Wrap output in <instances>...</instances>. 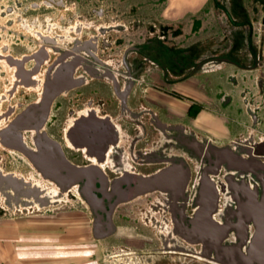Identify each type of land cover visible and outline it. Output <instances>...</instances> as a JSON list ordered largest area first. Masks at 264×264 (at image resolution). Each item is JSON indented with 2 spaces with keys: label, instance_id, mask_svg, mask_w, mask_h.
I'll return each instance as SVG.
<instances>
[{
  "label": "rangeland",
  "instance_id": "obj_1",
  "mask_svg": "<svg viewBox=\"0 0 264 264\" xmlns=\"http://www.w3.org/2000/svg\"><path fill=\"white\" fill-rule=\"evenodd\" d=\"M226 3L228 10L232 11L231 0H226ZM149 7L152 6L148 0H0V53L20 56L34 51L40 43L35 31L50 35L64 33L68 26L79 21L84 25L81 34L86 37L96 33L101 24L118 23L120 28L108 29L99 37V54L114 63L117 71H122L121 54L129 45L143 49L147 39L159 34L164 35L163 39L171 47L179 46L174 36L181 29L176 25L161 26L156 23L153 16L145 15L144 11ZM237 16L243 22L242 30L233 28L232 21ZM223 21L227 28L224 39L206 40L201 51L193 50L194 55L181 60L197 65L217 57H226L235 63L210 62L198 70L186 69L168 77L159 67L146 63L136 76L129 105L135 109L150 107L163 120L183 123L217 145L239 139L264 141L263 29L260 23L256 24L255 40L252 37L251 19L245 11L226 13ZM144 50L153 60L160 59L151 49L145 47ZM138 56H141V52L134 53L132 58ZM2 62L5 61L0 60V113L10 103L21 105L18 107L20 110L37 97L38 90L20 87L12 99H2L12 85L14 69ZM167 63L171 65L173 62L168 60ZM179 80L187 83L175 84ZM219 81V84L216 83ZM224 83L227 87H224ZM204 85H207L205 89ZM202 91L206 93L203 99L199 95ZM169 96L175 103H167ZM176 98L183 100L179 103L181 114L178 118L171 117L168 110L178 105ZM89 99L98 103L102 112L117 117L126 136L137 131V125L118 118V98L111 84L104 80H91L57 99L47 124L49 132L61 138L68 121ZM190 99L199 101L190 104L186 113L182 109L190 103ZM201 110L207 111L210 117L202 121L198 114ZM144 118L147 119L146 114ZM0 123L3 124V120ZM191 123H196V128ZM145 126L147 137L154 138L157 131L150 123L146 122ZM146 143L145 140L139 146ZM189 162L192 168L191 190L197 172L196 163L191 159ZM160 165H137V170L147 174ZM0 166L25 175L32 172L29 167L32 165L24 155L2 144ZM34 174L37 180L44 182L37 173ZM45 183L53 185L47 181ZM188 210L191 212V207ZM164 216H169V212L163 210L158 192L148 193L118 205L114 212L115 232L104 238H96L92 233L93 213L75 190L69 191L53 205L20 211L9 207L0 197V264L217 263L196 253L160 249L159 232ZM195 247L200 249L199 244Z\"/></svg>",
  "mask_w": 264,
  "mask_h": 264
},
{
  "label": "water",
  "instance_id": "obj_2",
  "mask_svg": "<svg viewBox=\"0 0 264 264\" xmlns=\"http://www.w3.org/2000/svg\"><path fill=\"white\" fill-rule=\"evenodd\" d=\"M83 23L77 22L65 35L44 34L35 31L40 42V55L46 58L48 50L45 43L57 44L58 39H68L74 42L72 48L60 51L51 65L48 66L45 81L27 80L26 85L35 89L42 88L40 98L29 103L7 120V111L0 113V120L5 123L0 127V143L26 156L39 170L44 179H49L57 186H48L35 178H24L13 173L4 174L0 171V197L11 208L20 211L29 208H42L60 202L69 192L72 185L75 191L85 200L93 213L92 233L96 238H104L116 230L114 212L118 205L129 202L148 193L158 192L159 202L163 210L169 212L164 216L159 232L162 241L160 249H171L196 253L219 264H264V194L261 201L256 200L252 209L246 210L239 206V211L232 210L228 215L219 218L218 189L211 174L216 173L221 166L230 169L251 171L264 174V159L252 153V147L240 145V142L251 141L255 150L264 152V141L252 139L233 140L224 145H212L209 142L207 152L208 165L199 176V186L192 203V212L188 213V187L191 169L186 160L180 158H164L167 161L159 169L148 173L125 171L110 179L98 164L75 166L64 156L60 144L53 140L44 129L50 105L54 97L68 88L84 83L86 76L74 77L78 66L93 77L107 78L114 84L117 95L122 100V107L127 108L126 97L134 81L129 79L127 85L120 89L116 73L108 67H94L86 64L81 55L84 48L91 46L90 54L101 65L108 64L96 54L98 38L108 29H116L118 23L101 24L97 34L87 40L80 39ZM70 31L76 33L70 35ZM52 49L59 48L52 45ZM135 46H128L122 55V62L130 70L126 60L127 54ZM71 59L67 60V57ZM24 56L17 59L11 55L0 53V60L10 67L21 66ZM230 62L228 58L217 57L212 62ZM32 70L24 71L30 74ZM129 73H131L129 71ZM9 87V93L15 88L16 81ZM158 125L166 126L156 114ZM27 131L34 132L36 149L30 148L25 141ZM66 137L76 147L83 149L89 156L102 158L109 144L115 146L120 138V128L109 115L100 116L96 110H88L74 118L66 131ZM213 153V154H212ZM247 154V155H246ZM58 161V165L52 162ZM264 186V181H263ZM244 209H241V208ZM237 220L234 221V216ZM253 226V230L250 229ZM183 242L189 247H184ZM200 249L196 250L195 245Z\"/></svg>",
  "mask_w": 264,
  "mask_h": 264
},
{
  "label": "flooded vegetation",
  "instance_id": "obj_3",
  "mask_svg": "<svg viewBox=\"0 0 264 264\" xmlns=\"http://www.w3.org/2000/svg\"><path fill=\"white\" fill-rule=\"evenodd\" d=\"M74 26H76V24L72 26H68L67 29H65L64 33H56V34L65 35L66 32L71 27H74ZM83 27L84 25H82L81 27L80 39L87 40L92 35L97 34V32L94 34L91 33L87 35L86 37H83L81 34ZM56 34H53V35H56ZM70 35L75 36L76 33L74 31H70ZM41 44L42 43L40 42L34 51H31L30 53L22 54L20 56L14 55V54H4V55H11L12 57L17 58V59H22L24 56H27V55L31 57L29 59H24L22 61L21 66H12V67L9 66L10 68H14L13 69V80L16 81V85H15V88L12 90V93L10 94L8 90L7 93H5L1 97L2 99L7 98V97H11L12 99L13 95L16 93V91L20 87H26L28 89H35L30 86L28 87L25 82H27V80L33 79V80H38V83L39 82L43 83L45 81V75H46L48 66L51 65L53 61L58 56L61 55L60 51H65L67 49L70 50V48L74 46V42L68 39H58L57 44L45 43V45L47 46V50H48V56L44 58L42 57V55H40V49H41L40 45ZM52 45L58 47L59 51H55L54 49H52L51 48ZM135 47L136 48H134L133 50H130L126 58L130 70H128L127 67L124 65V63L122 62V55L125 49L123 50L121 54V60H120V63L123 64L124 69H122V71H117L116 69H114L120 89H123L127 85L129 79H132L134 81L132 85L133 87L135 84L136 76H138L139 72L143 70L144 65L146 63H151L152 65L157 66V67L160 66V61L153 60L151 58V55L148 54L147 52H144L145 50L141 49V47L139 46H135ZM89 50H92L91 46L84 48L81 52V55L86 60V64L93 65L94 67H98V68L100 66L101 68L105 66H110V65L115 66L113 65L114 63L112 64L110 63V61L105 60L100 56L99 40H98V48H97L96 54L98 55V57L105 60L108 63V65L107 64L101 65L100 63H98L94 59V57L90 54ZM138 52H141V56L132 58V55ZM66 59L69 60L71 59V57L69 56ZM171 61L173 62L171 66L170 67L168 66L166 68L168 69L166 72L167 73L166 77H168L169 75L171 76L175 75V73H173L175 71L174 69L175 67H179L182 71L185 70L184 64L177 62L175 60H171ZM30 62H32V64L28 65V63ZM210 62H212V60L203 62V64L206 65L207 63H210ZM230 62L235 63L233 60H231ZM189 66H192V63H190ZM192 68H194V66ZM27 70H32V72L30 74H25L24 71H27ZM129 71L131 73H129ZM73 75L74 77L85 75L86 79L84 83L80 85L72 86L68 88L67 90L58 93L54 97L50 105L48 116L44 122L45 131L53 140L57 141L60 144L66 159L75 166H88L92 164H98L100 167L103 168V170L106 172V174L108 175L110 179L122 174L125 171L142 173L141 171L137 170V165L161 164L159 166L160 168L162 165L167 163V161L163 160L164 158L169 159V158H180V157L186 160V162L190 166L191 174H192V168L189 162V159H191L196 163L195 168L197 172V176L194 181L192 189L190 190V188L188 187L189 204L187 207V211L188 213H191L192 211L189 212L188 209L189 207H191L192 209L191 202L194 200V197L196 195L195 193L199 186L198 180H199L200 173L202 172L203 168L208 165V162H209V158L206 155L207 152H211V150L208 149L209 142H211L212 145H217V144H215L212 141V139L199 136L194 131H192L190 128L184 127L183 125L178 124V123L166 122V126L158 125L156 121V117L154 116L155 113L152 110L147 109L146 106H142L136 109L130 107L128 101H129L132 88L126 97L127 108H123L122 100L117 95L114 89V84L111 80L107 78L93 77L90 74H88L86 71H84L82 66H78ZM13 80H12V85H14ZM91 80H94V81L104 80L111 84L112 91L114 95L118 98V106L120 110V115L118 118L131 121V123H134L135 125H137L138 129L137 131H135V133H133L130 136H126V134L124 133L122 129V125L117 120V117H114L113 115L109 113L102 112L101 106L98 103L95 104L90 99L86 102L85 106L79 108L76 111V115L68 121L67 127L64 129V132L61 138H57L49 132L47 128V124L50 120L52 110H53L54 104L57 102V99L61 96L70 94L71 91L77 88H80L83 85L88 84ZM37 90H38L37 97L33 99L32 101L26 103L20 110L26 107L29 103L40 98V92L42 91V88L37 89ZM19 106L21 105H19L18 103L17 104L10 103L6 107L7 109L5 111H7V120L11 119L17 112L20 111L18 110ZM88 110H96L97 114L100 116L109 115L113 119L114 123H116L120 128L119 140L117 141L115 146H113L112 144L108 145L104 153V156L102 158L89 156L86 151L74 146L66 137V131L69 125L71 124L72 120L78 117L80 113H85ZM145 114L147 115V119L144 118ZM2 120L4 124L6 120L1 119L0 121ZM146 122L150 123V125L153 126L154 129L157 131V135L154 138L150 139L149 137H147L146 126H145ZM3 124L0 123V127ZM33 133L34 132L32 131H27L25 134V141L30 148L36 149L34 139L32 138ZM145 140L147 141V143L142 146H139V144L145 142ZM240 145L252 147V150H251L252 153L264 159V152L258 153L255 150V147L253 146L251 141L247 143L240 142ZM28 161L32 165V167L29 166L32 171L29 175L18 173L16 171H8V170H5L1 166H0V171L4 174L13 173L19 176H23L24 178H27V179H30V178L36 179L35 174H34L35 172L40 176V178H42L36 166L29 159ZM52 162L55 164V166L58 165L57 160H53ZM259 173H255L251 171H242V170H237V169H230L227 167L226 164H224L223 166L219 168V170L216 173L211 174L212 178L216 182V186L219 192L218 194V209L220 213L219 218L225 217L232 210L239 211L240 209L239 206H242V205L245 206L244 208L246 210L248 209L251 210L253 208L252 205L255 201L254 195H256L257 201L262 200V197L264 194V186H263L264 174L262 173L260 175ZM42 179L44 180V182L47 181L53 184V185H48V186H51L54 188L57 186L55 182L49 179H44V178ZM190 181H191V176H190ZM190 181H189V184H190ZM76 187H77L76 185L70 186L69 191L75 190ZM244 208L242 207L241 209H244ZM233 220L234 221L237 220L236 215L234 216ZM250 230L251 231L253 230V226ZM160 231H162V229H160ZM161 243L162 241H160V244ZM183 246L189 247L190 245L186 242H183ZM194 248L196 249L195 246Z\"/></svg>",
  "mask_w": 264,
  "mask_h": 264
},
{
  "label": "crops",
  "instance_id": "obj_4",
  "mask_svg": "<svg viewBox=\"0 0 264 264\" xmlns=\"http://www.w3.org/2000/svg\"><path fill=\"white\" fill-rule=\"evenodd\" d=\"M148 1L153 8L149 7V9H145L146 10L144 11L145 15L153 16L156 20V23L158 22L161 26L166 24H171V25H176L181 29L180 33L174 36V38L179 43V46L177 47H171L170 45H168L167 41L163 39L164 35L162 36L159 34L150 37V39H147L146 46L142 47L143 49L145 47H147V49H151V51L154 52V55L160 57V59L158 58V61H160V66L158 67L159 69H161L165 77L167 76L166 72L168 70L166 68L168 66L169 67L171 66L170 64L167 63L168 60H175L177 62L184 64L185 70L186 69L189 70L193 66L195 69L197 68L198 70V68H200L203 65V63H200L197 65L192 64V66H189V64L192 63L191 61L186 62L181 59H185L190 55L191 56L194 55V52H192L193 50H197V52L201 51V49L205 47L204 41L206 40L210 41V39L212 38L222 40L224 39V37H226L227 28H225L226 25L223 24L224 23L223 15L226 13H240V12L242 13L243 11H245L246 14L251 19V23L253 27L251 28L252 37L255 38V40L257 38L255 33L257 23H260V26L264 32V0H238V1L236 0L237 3H235L236 2L235 0H231V5L233 8L232 11H230V9L228 10L226 0H148ZM147 7L148 6H146V8ZM232 22L234 24L233 28L235 30H239L242 28L241 25L243 24V22L239 19V17L238 18L235 17V19H233ZM118 28H120V26ZM263 40H264V35H263ZM100 44L101 43H99V47ZM129 46H135V45H129ZM262 55L264 56V50L262 51ZM105 67H108L115 72L114 70L116 69L114 68L115 66L110 65ZM194 68H192V70H194ZM174 69L175 71L173 73H175V75H177V73L179 72H184L179 67H175ZM250 70H252L251 67ZM185 83H187V81L179 80L175 84L181 85ZM216 83L219 84L220 81ZM134 87L135 84L132 87L131 94L133 92ZM205 87H207V85H204V89ZM224 87H227L225 83H224ZM165 95L167 96V94ZM199 95H201L203 99L206 93L202 91L201 94L199 92ZM170 97L171 96H169L167 103H172V104L175 103L173 101V98ZM176 100L178 104L176 107H170V109L168 107L167 108L171 113L170 114L171 117L178 118L179 114H181L180 113L181 111L179 110L180 108L179 103L182 102L183 100L181 98H176ZM195 100L197 99H190V103L189 104L187 103L186 107H184L182 110H185L186 113H188L190 104L199 101V100L197 101ZM146 108L152 110L155 114L159 116L158 112L154 111L152 108L147 106ZM198 114L202 118V121L210 117V115H208L209 113H207V111L205 110H201L200 112H198ZM158 118L163 122H168L163 120L160 116ZM178 124L190 128L189 126H186L183 123H178ZM195 124L196 123L192 124L193 128H196Z\"/></svg>",
  "mask_w": 264,
  "mask_h": 264
},
{
  "label": "bare ground",
  "instance_id": "obj_5",
  "mask_svg": "<svg viewBox=\"0 0 264 264\" xmlns=\"http://www.w3.org/2000/svg\"><path fill=\"white\" fill-rule=\"evenodd\" d=\"M4 65H6V63L5 62H2ZM11 75H12V71H11ZM1 144V143H0ZM217 264V263H216Z\"/></svg>",
  "mask_w": 264,
  "mask_h": 264
},
{
  "label": "trees",
  "instance_id": "obj_6",
  "mask_svg": "<svg viewBox=\"0 0 264 264\" xmlns=\"http://www.w3.org/2000/svg\"><path fill=\"white\" fill-rule=\"evenodd\" d=\"M231 60V59H230Z\"/></svg>",
  "mask_w": 264,
  "mask_h": 264
}]
</instances>
